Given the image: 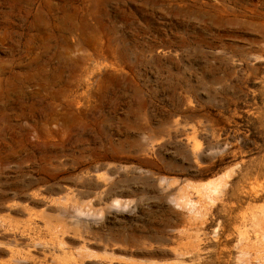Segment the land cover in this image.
<instances>
[{
    "label": "rangeland",
    "instance_id": "obj_1",
    "mask_svg": "<svg viewBox=\"0 0 264 264\" xmlns=\"http://www.w3.org/2000/svg\"><path fill=\"white\" fill-rule=\"evenodd\" d=\"M0 264H264V0H0Z\"/></svg>",
    "mask_w": 264,
    "mask_h": 264
}]
</instances>
